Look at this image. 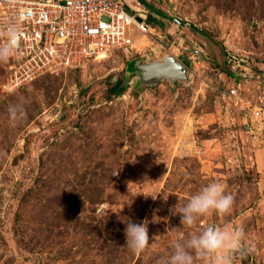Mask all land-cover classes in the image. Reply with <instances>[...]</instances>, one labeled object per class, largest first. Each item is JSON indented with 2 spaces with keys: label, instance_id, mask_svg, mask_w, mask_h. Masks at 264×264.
Masks as SVG:
<instances>
[{
  "label": "rangeland",
  "instance_id": "1",
  "mask_svg": "<svg viewBox=\"0 0 264 264\" xmlns=\"http://www.w3.org/2000/svg\"><path fill=\"white\" fill-rule=\"evenodd\" d=\"M144 1L164 14L150 32L131 27L130 51L14 93L12 59L0 62V264H157L178 237L226 225L253 249L234 264H264V0ZM167 55L186 80L140 85L129 70ZM21 102L12 126L8 107ZM213 181L231 211L183 227L169 210ZM129 219L156 236L140 255L126 246Z\"/></svg>",
  "mask_w": 264,
  "mask_h": 264
},
{
  "label": "built area",
  "instance_id": "2",
  "mask_svg": "<svg viewBox=\"0 0 264 264\" xmlns=\"http://www.w3.org/2000/svg\"><path fill=\"white\" fill-rule=\"evenodd\" d=\"M132 11L123 0H0V31L10 25L19 29L18 49L9 58L13 74L4 85L6 92L14 93L45 75L107 58L114 49L130 51L131 27L151 30L147 14ZM231 94L238 96L237 89ZM260 114L264 115L262 108L255 111Z\"/></svg>",
  "mask_w": 264,
  "mask_h": 264
},
{
  "label": "clouds",
  "instance_id": "3",
  "mask_svg": "<svg viewBox=\"0 0 264 264\" xmlns=\"http://www.w3.org/2000/svg\"><path fill=\"white\" fill-rule=\"evenodd\" d=\"M0 36L6 39V43L0 44V62H6L18 49L19 29L10 25L5 31H0ZM26 115L23 102L9 105L8 116L12 126ZM225 193L222 183L209 182L191 195L183 206L178 203L169 211L174 216H180L183 227H191L199 218L213 212L228 214L234 199L232 195ZM164 199L167 200L165 197ZM148 223L147 220L139 224L130 219L126 221V246L136 255L144 253L155 241L156 236H153L150 243ZM252 251L242 228L208 226L199 234H192L186 239L178 237L171 254L160 257L157 264H234L236 256L243 257Z\"/></svg>",
  "mask_w": 264,
  "mask_h": 264
},
{
  "label": "water",
  "instance_id": "4",
  "mask_svg": "<svg viewBox=\"0 0 264 264\" xmlns=\"http://www.w3.org/2000/svg\"><path fill=\"white\" fill-rule=\"evenodd\" d=\"M137 19L140 20L139 17ZM129 70L132 71V74L138 75L140 85L155 84L163 79H168L176 84L179 80L188 78L186 66L170 55L149 63H145L142 59L135 60L133 69Z\"/></svg>",
  "mask_w": 264,
  "mask_h": 264
},
{
  "label": "trees",
  "instance_id": "5",
  "mask_svg": "<svg viewBox=\"0 0 264 264\" xmlns=\"http://www.w3.org/2000/svg\"><path fill=\"white\" fill-rule=\"evenodd\" d=\"M142 3L143 5L148 9L150 10L149 13L147 14V23L151 26L154 22H159V20L156 18L157 16V13L159 14H164L162 11L160 10H156V9H153L152 6H150L146 1L142 0ZM128 11L133 13V11H131L129 8H128ZM134 14V13H133ZM156 15V16H155ZM160 27V26H158ZM163 28V25L161 26ZM155 28V27H154ZM161 28V29H162ZM160 29V28H159ZM49 75V74H48ZM126 91V86L124 84H122V82L116 84L114 87H112L110 89V94H113V95H121L123 94L124 92ZM68 202L65 204L67 205Z\"/></svg>",
  "mask_w": 264,
  "mask_h": 264
}]
</instances>
